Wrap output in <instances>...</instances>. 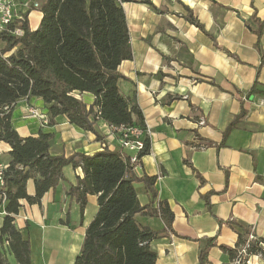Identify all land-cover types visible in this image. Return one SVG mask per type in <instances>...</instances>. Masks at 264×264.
I'll return each mask as SVG.
<instances>
[{
  "label": "crops",
  "instance_id": "0c3cea01",
  "mask_svg": "<svg viewBox=\"0 0 264 264\" xmlns=\"http://www.w3.org/2000/svg\"><path fill=\"white\" fill-rule=\"evenodd\" d=\"M24 1L41 7L44 0H15L18 10ZM121 8L131 58L118 66L125 78L118 89L123 96L135 94L149 130L148 153L134 173L156 178L157 199L173 213L171 231L150 243L155 264H199L200 251L212 238L207 264L235 259L264 264L260 255L240 254L249 235L264 244V26L256 33L264 22V0H131ZM41 19L40 9L28 13L31 31ZM73 95L87 107L94 100L86 93ZM27 105L46 113L41 99H21L11 114L13 129L22 138L49 135L53 156L121 150L103 121L96 123L102 137L97 140L62 116L47 126L23 119ZM0 144V150L10 151ZM62 175L39 205L20 201L13 217L29 241L33 264H73L98 210L97 197L87 195L81 216L79 204L68 196L70 186L84 176L80 167L65 166ZM134 188L140 205L149 204L143 185ZM26 192L34 195L32 180ZM5 206L0 204L3 215ZM135 221L152 231L164 229L157 217L137 214Z\"/></svg>",
  "mask_w": 264,
  "mask_h": 264
},
{
  "label": "trees",
  "instance_id": "16d2710c",
  "mask_svg": "<svg viewBox=\"0 0 264 264\" xmlns=\"http://www.w3.org/2000/svg\"><path fill=\"white\" fill-rule=\"evenodd\" d=\"M129 1L45 0L36 30H30L25 17L22 36L0 37L4 44L0 52V142L10 147L4 175L6 206L0 223V264H11L9 256L15 264H33L29 241L15 227L13 217L19 211L20 201L39 205L43 195L63 180L65 166L80 167L84 174L68 190V196L79 204L81 216L87 195H95L98 206L73 264H155L157 256L150 243L170 232L173 222L168 203L157 199L155 177H138L134 173L138 163L131 164L121 150L107 147L92 155L53 156L49 153V135L39 133L22 138L10 122L16 102L32 97L42 100L49 123L62 116L70 124L93 133L97 140H102L96 130L97 121L108 126L144 128L135 94L123 96L118 89V82L125 79L118 66L131 58L121 8V3ZM263 26L264 22L259 24L257 35ZM254 91L255 85L249 93ZM75 92L90 94L94 100L87 107L74 97ZM243 115L244 111L229 129ZM148 150L146 138L138 158ZM28 180L33 181V196L26 192ZM137 183L150 196L145 206L137 199ZM137 214L159 218L164 229L157 232L140 226L135 221ZM244 234L248 231L244 230ZM243 242L239 234L238 243ZM259 242L251 243L248 253L264 258ZM214 246L215 238L207 239L199 254V264H207L208 251Z\"/></svg>",
  "mask_w": 264,
  "mask_h": 264
},
{
  "label": "built area",
  "instance_id": "2783aa9c",
  "mask_svg": "<svg viewBox=\"0 0 264 264\" xmlns=\"http://www.w3.org/2000/svg\"><path fill=\"white\" fill-rule=\"evenodd\" d=\"M45 1V0H44ZM18 4L15 0H0V37L2 35H10L14 37H20L23 34L21 23L27 20L28 13L32 10L40 9V5L37 2H21L18 10ZM23 119H32L39 122L41 126L49 125V117L45 112L36 108L32 105L25 106L22 112ZM203 124V121L200 122ZM111 135H114L118 141L119 148L121 151H127L133 153V157L130 158L131 164L139 162L138 154L144 150L145 139L149 133V130L144 124V128L136 126H109ZM7 165L0 161V202L5 203L6 201V184H5V171ZM254 238L249 235L246 240L240 254L244 257L248 256V249ZM258 247L264 252V244L258 243ZM261 256V255H260ZM249 264L248 260L241 262V259H235L233 264Z\"/></svg>",
  "mask_w": 264,
  "mask_h": 264
},
{
  "label": "rangeland",
  "instance_id": "374dc122",
  "mask_svg": "<svg viewBox=\"0 0 264 264\" xmlns=\"http://www.w3.org/2000/svg\"><path fill=\"white\" fill-rule=\"evenodd\" d=\"M33 23H34V21L33 20H31V25H33ZM3 47H4V44H2L1 42H0V52H1V50L3 49ZM0 146H1V144H0ZM7 156H8V153H5L4 151H3V149H1L0 150V161L1 162H6V160H7ZM2 216H4L3 214H1L0 213V223H1V218H2ZM8 260H9V262L11 263V264H15V262H14V260L12 259V257H8Z\"/></svg>",
  "mask_w": 264,
  "mask_h": 264
}]
</instances>
